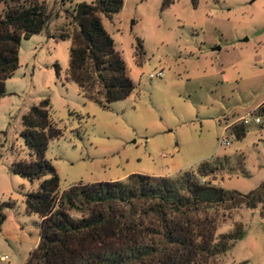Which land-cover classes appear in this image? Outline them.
Listing matches in <instances>:
<instances>
[{"label":"rangeland","instance_id":"374dc122","mask_svg":"<svg viewBox=\"0 0 264 264\" xmlns=\"http://www.w3.org/2000/svg\"><path fill=\"white\" fill-rule=\"evenodd\" d=\"M83 1L94 0H38L47 27L23 40L20 66L0 100V203L13 204L2 210L0 264H24L40 244L39 217L26 212L25 202L40 182L15 174L11 165L30 159L23 116L43 99L50 100L51 120L63 134L46 155L64 191L133 174L178 176L205 160L220 167L206 180L225 190L248 194L264 184V128L250 122L242 139L229 129L264 105V0H125L112 20L102 15L136 84L108 108L66 78L78 30L72 14ZM6 6L0 3V13ZM138 39L142 64L135 56ZM222 137L231 144L222 145ZM220 212L228 217L217 235L238 223L245 233L211 264H264V203L232 217L225 208Z\"/></svg>","mask_w":264,"mask_h":264},{"label":"trees","instance_id":"16d2710c","mask_svg":"<svg viewBox=\"0 0 264 264\" xmlns=\"http://www.w3.org/2000/svg\"><path fill=\"white\" fill-rule=\"evenodd\" d=\"M1 2L7 6L0 13V100L7 95L6 82L20 66L23 40L41 34L49 18L38 0ZM170 2L166 0V5ZM123 4L125 0L83 1L72 14L78 30L72 35L66 78L104 108L126 99L136 85L102 22V15L112 20ZM144 53L138 39L139 64ZM54 68L61 78V65L56 63ZM260 114L264 117V110ZM50 115L49 99L24 114L21 136L31 150L30 159L11 165L15 174L40 182L37 191L25 195L26 212L40 220V244L24 264H211L245 233L244 225L238 223L231 233L217 235L227 216L221 209L232 217L235 210L264 203V184L242 194L210 180L202 182L220 168L210 160L178 176L133 174L118 181L80 182L64 191L46 155L51 141L63 135ZM260 125L264 128V123ZM230 129L238 139L247 136L243 123ZM12 205L0 203V231L6 220L2 210Z\"/></svg>","mask_w":264,"mask_h":264},{"label":"built area","instance_id":"2783aa9c","mask_svg":"<svg viewBox=\"0 0 264 264\" xmlns=\"http://www.w3.org/2000/svg\"><path fill=\"white\" fill-rule=\"evenodd\" d=\"M162 74H160V75H153L152 74V76L151 77H160ZM261 110L263 111L264 110V105H262V106H259L258 108H257V110L253 113L254 114V116H253V118H242V119H240V120H238V121H240V123H243V125H248L250 122H255V123H257V124H262V123H264V117L262 116V114H260V112H261ZM260 111V112H259ZM231 128V127H230ZM229 128V129H230ZM221 144L222 145H227V146H229L230 144H231V142H230V140L227 138V137H222V139H221ZM206 181V179H202V182H205ZM7 258V257H6Z\"/></svg>","mask_w":264,"mask_h":264},{"label":"crops","instance_id":"0c3cea01","mask_svg":"<svg viewBox=\"0 0 264 264\" xmlns=\"http://www.w3.org/2000/svg\"><path fill=\"white\" fill-rule=\"evenodd\" d=\"M236 122V121H235ZM234 124V122L231 124V126Z\"/></svg>","mask_w":264,"mask_h":264}]
</instances>
